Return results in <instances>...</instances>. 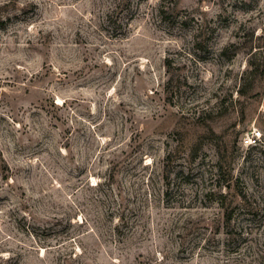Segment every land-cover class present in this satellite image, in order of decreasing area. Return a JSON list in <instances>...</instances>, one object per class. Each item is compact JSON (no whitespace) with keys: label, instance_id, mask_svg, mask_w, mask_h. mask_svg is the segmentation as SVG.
<instances>
[{"label":"rangeland","instance_id":"1","mask_svg":"<svg viewBox=\"0 0 264 264\" xmlns=\"http://www.w3.org/2000/svg\"><path fill=\"white\" fill-rule=\"evenodd\" d=\"M0 264H264V0H0Z\"/></svg>","mask_w":264,"mask_h":264},{"label":"built area","instance_id":"2","mask_svg":"<svg viewBox=\"0 0 264 264\" xmlns=\"http://www.w3.org/2000/svg\"><path fill=\"white\" fill-rule=\"evenodd\" d=\"M260 138V133L254 131L247 135L243 142L247 146H254L257 144V142H259Z\"/></svg>","mask_w":264,"mask_h":264}]
</instances>
